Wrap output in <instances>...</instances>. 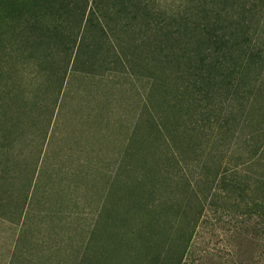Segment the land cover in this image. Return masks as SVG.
Returning a JSON list of instances; mask_svg holds the SVG:
<instances>
[{"label":"trees","instance_id":"16d2710c","mask_svg":"<svg viewBox=\"0 0 264 264\" xmlns=\"http://www.w3.org/2000/svg\"><path fill=\"white\" fill-rule=\"evenodd\" d=\"M263 69L264 0H0V157L13 161L6 155L16 130L29 123L32 129L21 134L29 136L27 166L9 163L0 177L17 168L30 173L27 198L46 158L64 155L51 130L55 110L58 125L66 109L83 107L81 89L63 90L69 70L94 80L121 73L142 80L138 109L216 128L160 263L181 264ZM46 93L54 103L40 130L38 116L28 120L46 111ZM33 256L16 254L12 264H32Z\"/></svg>","mask_w":264,"mask_h":264},{"label":"crops","instance_id":"0c3cea01","mask_svg":"<svg viewBox=\"0 0 264 264\" xmlns=\"http://www.w3.org/2000/svg\"><path fill=\"white\" fill-rule=\"evenodd\" d=\"M263 73L264 69L181 264H196L197 254L192 248L205 239L202 234L208 220L215 222L210 213L214 207L225 218L218 225L223 240L213 243L219 246V264H233L244 249L264 251V141L260 136V142L255 138L239 140ZM114 79L99 80L93 90L103 81L109 82L107 86H118ZM136 82L142 86L140 91L137 85L130 86L139 92L135 111H116L106 118V98L97 97L98 110L94 108L93 116L86 115L90 118L77 124L74 141L62 133L58 135L56 114L51 130L56 131V139L66 141L67 150L64 152V145H56V140L55 147L61 148L64 155L58 159L47 157L45 172L37 174L4 264H12L16 254L29 252L36 255L32 259L44 264L161 263L191 184L210 148L213 126L163 114L149 116L147 110L138 109L145 82ZM72 100L76 103L74 95ZM238 144L244 145L247 157H232ZM54 160H58L57 165ZM218 185L220 193L214 206L212 199ZM35 193L41 196L36 199L39 221L30 216ZM32 220L40 223L44 229L40 235L46 239L20 249L19 241L24 230L32 227ZM211 240L205 243L211 245ZM208 249L203 252L208 253Z\"/></svg>","mask_w":264,"mask_h":264},{"label":"rangeland","instance_id":"374dc122","mask_svg":"<svg viewBox=\"0 0 264 264\" xmlns=\"http://www.w3.org/2000/svg\"><path fill=\"white\" fill-rule=\"evenodd\" d=\"M119 69L122 70V68H119ZM96 71L98 73H105L107 70L106 68L98 67ZM128 78L129 76L126 73L115 75L114 80L117 83L119 82V84H117L118 86H111V85L107 86L109 82L103 81L99 84L98 87L95 86V90H93V83H97L101 79L94 80L92 78L91 79L81 78L80 76L73 75L69 70L63 82V85H64L63 90L65 92V89L68 87L67 85H71L70 88L72 92H75V88H78V87L83 89L84 90L82 93L83 94L82 95L83 107L80 106L73 111H69L68 109L65 110L66 113L64 117L60 118V121H59L60 127H58L57 129L58 135L62 133L63 137H66V138L70 137L74 141L75 136L77 135V131H76V127L78 126L77 124H80L86 118L88 119L90 118V116H86V115L93 116L94 108L96 111L98 110L99 103H98L97 97L98 98L104 97L102 98V100L106 98V102L109 106L107 107L108 111L105 113L106 118H109L113 114H116V111H119V113H122V112L127 113L129 111H132V112L135 111L137 107L136 108L134 107L137 104L136 99H138L137 94L139 92H137L134 88L130 86L137 85L140 91L142 84H140L139 82L135 83L136 80H133V79H130L131 84H129ZM27 93L28 94L26 98L28 99L27 100L28 107L29 109L34 111L36 100L34 98V95H32L33 90L30 88V91H27ZM91 94L93 95V97ZM46 95H47L46 99L43 100V103L46 104L47 106L46 111L44 113H40L41 115L40 114L37 115L36 112H33L31 114V117H29V120H28L29 122L30 121L32 122L33 120L32 116H38L40 120L39 122L40 130H45L47 119L50 116L53 103H54V97L49 95V93H46ZM68 101L73 105L75 104V102L72 100L71 93H70V99ZM56 114H57V109L55 110L53 121L56 117ZM148 114L149 116L151 114L159 115V113L152 112V111H148ZM126 118L127 120H129V117H126ZM244 126H246V128L239 135L240 141H252L253 138H255V141H257L258 140L257 136H260L261 139L264 141V73L262 76V83L260 87L258 88V91L256 92V95L254 97V100L250 106V110L247 113ZM30 128H31V125L29 123V125H22L16 130L14 143L12 144L9 152H7V155H6L7 158L11 157L12 155H15V159L11 161V160L3 159L0 157V169L3 167L7 168L8 167L7 164L9 163H12V164L18 163V162L22 163L21 165L22 167L20 166V169L25 168V166H27L25 163V160L23 161V156L27 152V147L24 141H26L27 140L26 138L29 136L22 138L21 134L23 131L24 132L26 131L27 133L31 132L32 129ZM212 128H213V135H212V140H213V137L216 133L214 132L216 128L214 126ZM212 140H211V143H212ZM260 141L261 140H258V142ZM65 144H66V141H61L59 138L57 139L56 145L60 147L64 145L65 147ZM243 146L244 145L239 146L238 144V146L234 147L233 149L234 153L232 154V157L239 158V159L247 157L249 153H244ZM168 150L170 152L172 151V148H168ZM165 152H167V148L164 150V153ZM33 156H34V153H32L31 158L28 159V162L31 164H33L34 162V159H32ZM20 169L17 168L16 171H13V170L10 171L7 177H0V264H4V260L8 253V249L10 248V244H11L12 237H13L15 230L17 232L18 229H20L19 228L20 224H17V223H18V218L20 215L21 205L23 203V200H25V203H26L27 200L29 199V194L33 193V190H32L33 187H31V189L29 190V194L27 195V198H26V194H25L26 188H27L26 179L28 178L29 180L30 173H29V177H27L28 176L27 172L25 171L22 172L20 171ZM32 184H34V181ZM193 185L194 184H191L192 188H193ZM38 192H40V190H38L36 193ZM201 192H205L203 187L201 188ZM219 193H220V187L218 185L216 192H215V197L214 199H212V202H214L213 203L214 206H217L216 195H219ZM37 197L41 198L40 195L36 194L35 200L37 199ZM35 200H34V205H32V209H33L31 212L32 215L30 214V216L34 217L35 219L39 221V218H36V217L39 214L40 206L37 205L38 204L37 200L36 201ZM26 205L27 203L25 204V206ZM216 208L217 207H214V211L210 212L211 215L215 216L216 223L213 222L211 219L208 220L209 222L208 228L206 229V231H204V234H202L204 236L203 238L205 239L203 240L201 238L198 243H195L194 248H192V250L197 254L194 257V260H196L195 261L196 264H219L218 262L219 256H217V251H218L219 246L218 244L214 245L213 243H219L221 240H223L221 238L222 236L219 235L218 225H219V221L221 219L225 220V218H221V212L219 213L216 212L215 211ZM40 226H41L40 223L39 225H37L36 220L35 221L32 220V227L24 230L23 236L21 237L22 240L19 241L20 249L25 250L23 246L27 244L30 246H34L37 243L39 245L42 240L46 239L40 235L42 234V231L44 230V229L42 230ZM208 238L212 239L211 241H209L211 245L210 244L207 245L205 243V240ZM208 247H209L208 253L203 252V250H206ZM211 253L213 254L212 256L210 255ZM262 253H264V251L262 250L253 251V250L244 249L238 253V256L233 264H239V263L240 264L241 263L242 264H264V254ZM47 254L49 255V253ZM53 262L55 263L56 260L53 259ZM32 264H37V261L33 259Z\"/></svg>","mask_w":264,"mask_h":264}]
</instances>
